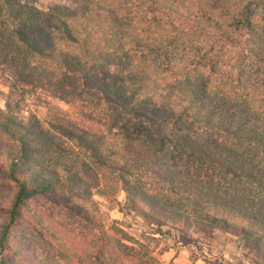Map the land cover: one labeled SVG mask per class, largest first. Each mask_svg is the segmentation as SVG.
<instances>
[{
	"label": "trees",
	"instance_id": "16d2710c",
	"mask_svg": "<svg viewBox=\"0 0 264 264\" xmlns=\"http://www.w3.org/2000/svg\"><path fill=\"white\" fill-rule=\"evenodd\" d=\"M0 68L91 119L0 110V175L18 186L1 264L27 202L56 186L123 192V215L198 220L264 260V0H0ZM90 165L114 177L92 187Z\"/></svg>",
	"mask_w": 264,
	"mask_h": 264
},
{
	"label": "rangeland",
	"instance_id": "374dc122",
	"mask_svg": "<svg viewBox=\"0 0 264 264\" xmlns=\"http://www.w3.org/2000/svg\"><path fill=\"white\" fill-rule=\"evenodd\" d=\"M55 1L33 0L43 9ZM15 83L19 90H14ZM12 100L24 102L25 111L19 117L23 123L30 113L41 120L48 119L50 113L59 114L81 126L91 121L87 113L46 88L19 83L0 68V110ZM86 169L92 187H100L114 177L92 165ZM17 191L15 183L0 175V229L10 224ZM124 202L123 192L106 199L94 189L76 193L64 186H56L50 198L34 197L13 223L14 240L22 247H13L9 264H35V255L46 256L54 264H264L244 249L240 240L219 229L208 228L198 220L178 225L169 221L162 226L149 224L140 214L125 211L127 215H123L120 205ZM76 205L88 220L71 211L70 207ZM102 231L108 237V246L101 240Z\"/></svg>",
	"mask_w": 264,
	"mask_h": 264
}]
</instances>
